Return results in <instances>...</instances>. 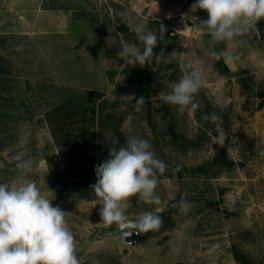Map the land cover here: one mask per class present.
<instances>
[{"label": "rangeland", "instance_id": "374dc122", "mask_svg": "<svg viewBox=\"0 0 264 264\" xmlns=\"http://www.w3.org/2000/svg\"><path fill=\"white\" fill-rule=\"evenodd\" d=\"M194 2L0 0V183L17 176V153L33 161L27 179L71 214L80 264H264V20L213 44L199 25L207 13L189 12ZM140 23L158 35L142 67L125 52L129 44L143 50ZM213 51L236 57L222 58L227 73ZM193 67L202 76L200 108L179 114L160 94ZM130 94L144 97L140 111ZM213 112L218 121L201 119ZM130 137L148 140L167 165L160 205L130 198V219L153 210L162 219L133 245L101 223L92 189L95 168ZM223 146L230 169L213 163Z\"/></svg>", "mask_w": 264, "mask_h": 264}, {"label": "clouds", "instance_id": "9594fccd", "mask_svg": "<svg viewBox=\"0 0 264 264\" xmlns=\"http://www.w3.org/2000/svg\"><path fill=\"white\" fill-rule=\"evenodd\" d=\"M198 11L208 16L199 25L210 34L213 44H219L256 31L257 24L264 20V0H195L189 12ZM190 19L198 21L199 17L191 16ZM134 31L143 50L129 44L125 52L131 55L133 66L149 65L158 35L143 23L137 24ZM211 55L214 59L224 58L226 63L236 59L223 52L213 51ZM169 87L168 93L160 95L167 104L177 106L179 114L185 111L195 114L199 110L196 96L202 87V76L198 69L185 70ZM124 98L135 100L136 111L146 104L144 97L130 94ZM201 119L216 122L220 116L213 112ZM13 160L17 162V176L10 182L0 183V264H80L78 244L67 220L71 214L53 206L52 199L37 182L27 179L33 171L31 159H24L22 153H17ZM166 170L167 165L158 158L148 140L130 137L124 146L110 149L109 158L95 168L96 183L92 185L102 205L101 223L138 233L158 232L162 226L160 212L145 211L130 219L128 209L132 206V197L149 205L161 204L156 189L159 175ZM190 207L186 200H181L182 212ZM218 248L219 244L211 245L208 254L212 255Z\"/></svg>", "mask_w": 264, "mask_h": 264}, {"label": "trees", "instance_id": "16d2710c", "mask_svg": "<svg viewBox=\"0 0 264 264\" xmlns=\"http://www.w3.org/2000/svg\"><path fill=\"white\" fill-rule=\"evenodd\" d=\"M217 68L222 72V73H227L229 71L228 66L224 62V60L218 59L217 63ZM248 84L246 82L242 83V87L246 89ZM259 97L264 99V92H259ZM213 163L215 165H222L228 169L232 168L235 165V162L232 159H228V154H227V146H223V148L218 152L217 156L215 157ZM233 252L235 259L237 262L241 263V256L240 252L237 247H233Z\"/></svg>", "mask_w": 264, "mask_h": 264}, {"label": "water", "instance_id": "95a60500", "mask_svg": "<svg viewBox=\"0 0 264 264\" xmlns=\"http://www.w3.org/2000/svg\"><path fill=\"white\" fill-rule=\"evenodd\" d=\"M162 29L164 30H168L169 28L162 24ZM121 231V237L124 243H129L131 245H133L135 243V238L139 237L142 238L143 236H145L147 233H138L135 232V230L132 229H119ZM126 233H130L129 235H126ZM149 233V232H148ZM131 239V240H129Z\"/></svg>", "mask_w": 264, "mask_h": 264}, {"label": "flooded vegetation", "instance_id": "af4514ba", "mask_svg": "<svg viewBox=\"0 0 264 264\" xmlns=\"http://www.w3.org/2000/svg\"><path fill=\"white\" fill-rule=\"evenodd\" d=\"M139 239V237L135 238V240Z\"/></svg>", "mask_w": 264, "mask_h": 264}]
</instances>
